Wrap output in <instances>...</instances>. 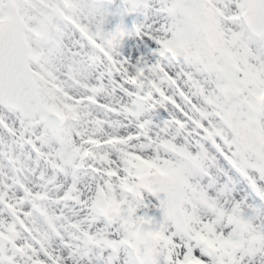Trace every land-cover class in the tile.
I'll use <instances>...</instances> for the list:
<instances>
[{
    "label": "snow or ice",
    "instance_id": "6c2138e0",
    "mask_svg": "<svg viewBox=\"0 0 264 264\" xmlns=\"http://www.w3.org/2000/svg\"><path fill=\"white\" fill-rule=\"evenodd\" d=\"M0 264H264V0H0Z\"/></svg>",
    "mask_w": 264,
    "mask_h": 264
}]
</instances>
